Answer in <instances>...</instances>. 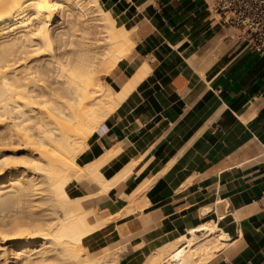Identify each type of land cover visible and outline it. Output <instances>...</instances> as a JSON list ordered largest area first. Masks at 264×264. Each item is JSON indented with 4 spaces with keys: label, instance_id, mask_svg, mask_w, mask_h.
I'll list each match as a JSON object with an SVG mask.
<instances>
[{
    "label": "crops",
    "instance_id": "0c3cea01",
    "mask_svg": "<svg viewBox=\"0 0 264 264\" xmlns=\"http://www.w3.org/2000/svg\"><path fill=\"white\" fill-rule=\"evenodd\" d=\"M99 4L133 30L135 45L107 76L109 85L120 91L145 63L150 71L106 118L109 131H93L78 157L99 164L118 147L101 170L112 177L131 168L108 195L87 179L73 188L113 216L89 246L126 245L117 264H140L148 252L218 220L234 241L206 264H264V56L210 11L213 0ZM138 189L135 206L128 197Z\"/></svg>",
    "mask_w": 264,
    "mask_h": 264
},
{
    "label": "bare ground",
    "instance_id": "6f19581e",
    "mask_svg": "<svg viewBox=\"0 0 264 264\" xmlns=\"http://www.w3.org/2000/svg\"><path fill=\"white\" fill-rule=\"evenodd\" d=\"M129 32L99 0H0V159L24 161L0 165V264L119 262L126 245L89 246L110 221L68 184L84 177L104 193L131 173L129 164L112 177L101 170L118 147L99 164L77 161L96 124L150 71L145 63L120 91L102 81L131 51ZM233 241L218 220L205 222L140 264H206Z\"/></svg>",
    "mask_w": 264,
    "mask_h": 264
},
{
    "label": "built area",
    "instance_id": "2783aa9c",
    "mask_svg": "<svg viewBox=\"0 0 264 264\" xmlns=\"http://www.w3.org/2000/svg\"><path fill=\"white\" fill-rule=\"evenodd\" d=\"M210 11L221 16L224 25L237 30L236 37L245 46L264 56V0H213ZM109 131L104 121L96 132Z\"/></svg>",
    "mask_w": 264,
    "mask_h": 264
},
{
    "label": "rangeland",
    "instance_id": "374dc122",
    "mask_svg": "<svg viewBox=\"0 0 264 264\" xmlns=\"http://www.w3.org/2000/svg\"><path fill=\"white\" fill-rule=\"evenodd\" d=\"M118 25V24H117ZM124 26V25H123ZM118 27H122V25H118ZM124 27H126V26H124ZM127 28V27H126ZM129 33H130V35L133 33V30H130L129 29ZM133 35V34H132ZM134 44V43H133ZM134 46L135 45H133V48H134ZM130 53V52H129ZM129 53H128V55H129ZM209 54H212V58L213 57H215V53H213L211 50L209 51ZM127 55V56H128ZM131 55V54H130ZM129 55V56H130ZM128 56V57H129ZM126 58V57H125ZM111 73V72H110ZM109 73V74H110ZM108 74V75H109ZM108 75H106V76H104V77H102V81L104 80V83H106V84H109L108 82H107V80H106V78H107V76ZM111 86V85H110ZM112 87V86H111ZM106 120V119H105ZM105 120H103V121H100V122H98L97 124H96V126H95V128H94V131L96 130V129H98L99 128V126L105 121ZM80 155V154H79ZM79 155L77 156V161H78V157H79ZM79 162V161H78ZM80 163V162H79ZM81 166H85V165H83V164H81ZM80 179V180H79ZM80 183H88V184H90V183H92V182H88L87 180H86V178H84V177H82V180H81V178H78V177H76L75 176V178H73L71 181H70V183L68 184V189H69V191H70V193H71V195L72 196H78V195H76V194H74L73 193V188L76 186V185H78V184H80ZM112 187V186H111ZM110 187V188H111ZM110 188L106 191V192H104V193H102V192H100V193H98V194H102V195H108L109 194V190H110ZM141 189H138V190H136V192L134 193V194H132L130 197H128V199L129 200H131L132 201V203H136V204H134L135 206H137L138 204H137V201L139 200L138 199V197H139V195H140V191ZM137 193V194H136ZM80 195V194H79ZM96 194H94V196H95ZM92 196H84V198L82 197V200H83V203H84V206L86 207V208H91V209H94L95 211H96V213L98 214V216L100 217H102V218H104V219H106L107 221H110L111 222V220H112V218H113V216H111L107 211H105V210H100L99 209V207H95L94 206V202H89V201H87V199L88 198H91ZM140 206V205H139ZM107 212V213H106ZM115 246H117V245H111V247H113L114 249L116 248ZM112 250V249H111ZM110 250V251H111Z\"/></svg>",
    "mask_w": 264,
    "mask_h": 264
},
{
    "label": "snow or ice",
    "instance_id": "6c2138e0",
    "mask_svg": "<svg viewBox=\"0 0 264 264\" xmlns=\"http://www.w3.org/2000/svg\"><path fill=\"white\" fill-rule=\"evenodd\" d=\"M24 163L23 158H13L5 156L3 159H0V165L4 166H18Z\"/></svg>",
    "mask_w": 264,
    "mask_h": 264
}]
</instances>
